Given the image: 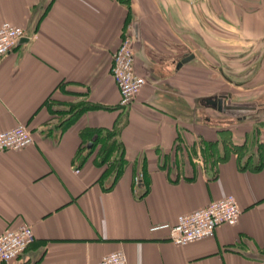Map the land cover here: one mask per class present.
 I'll use <instances>...</instances> for the list:
<instances>
[{
  "label": "crops",
  "instance_id": "0c3cea01",
  "mask_svg": "<svg viewBox=\"0 0 264 264\" xmlns=\"http://www.w3.org/2000/svg\"><path fill=\"white\" fill-rule=\"evenodd\" d=\"M4 22L26 36L0 57V132L21 123L34 142L0 151V235L36 237L0 264H264L262 116L204 115L240 92L264 109V0H0ZM127 33L146 83L123 107L109 66ZM106 130L119 146L99 165L85 154ZM228 195L241 215L212 238L152 230Z\"/></svg>",
  "mask_w": 264,
  "mask_h": 264
},
{
  "label": "built area",
  "instance_id": "2783aa9c",
  "mask_svg": "<svg viewBox=\"0 0 264 264\" xmlns=\"http://www.w3.org/2000/svg\"><path fill=\"white\" fill-rule=\"evenodd\" d=\"M25 36L24 29L10 22H4L0 26V57L10 53ZM119 43L112 54L109 70L120 96L119 104L128 107L136 100L138 92L144 87L146 81L133 68L132 33L123 35ZM33 142L31 129L21 123L13 130L0 132V151L26 148ZM140 178V175L135 178L134 185L139 183ZM236 203V198L228 195L201 209L180 214L173 225L163 223L158 227L154 226L152 230L168 229L169 240L174 246L188 245L204 238H212L218 226L222 224L230 226L237 223L241 210ZM35 237L32 228L25 224L18 226L15 230L6 229L0 235V260L6 262L18 259L32 247ZM126 260V255L117 250L89 264H126Z\"/></svg>",
  "mask_w": 264,
  "mask_h": 264
},
{
  "label": "rangeland",
  "instance_id": "374dc122",
  "mask_svg": "<svg viewBox=\"0 0 264 264\" xmlns=\"http://www.w3.org/2000/svg\"><path fill=\"white\" fill-rule=\"evenodd\" d=\"M190 1H194V0H190ZM241 96H242V93L240 92V94H237L234 97L233 102H234L235 106L236 107H238V106H243V107L246 106V107H249L248 104L246 105L244 103H240ZM204 115H205V117L207 119H213V121L215 123H219L220 122L222 124H225L226 121H229L231 119L236 120V118L238 116H246V117H249V116H252V115H256V116L259 115V116H262V123H261V126H259V124H256L255 125V129L254 130H256V132H255V136H253V137L254 138H257L258 135H259V133H261L260 130L258 129V127L259 128L261 127L262 132L264 130V122H263V119H264V109L254 108L250 112L249 111H246V110H238V111L227 110V111H225V113L211 111L210 112V115H206V113Z\"/></svg>",
  "mask_w": 264,
  "mask_h": 264
},
{
  "label": "trees",
  "instance_id": "16d2710c",
  "mask_svg": "<svg viewBox=\"0 0 264 264\" xmlns=\"http://www.w3.org/2000/svg\"><path fill=\"white\" fill-rule=\"evenodd\" d=\"M82 135V133H81ZM115 137H109V132H102L99 136H97L94 142L91 144V148H87V156L88 154H92L95 152L94 160L99 165L106 164L108 162L109 155L113 152V147L119 146V143L115 142ZM98 144V147L95 148V145ZM118 174V171H117Z\"/></svg>",
  "mask_w": 264,
  "mask_h": 264
},
{
  "label": "water",
  "instance_id": "95a60500",
  "mask_svg": "<svg viewBox=\"0 0 264 264\" xmlns=\"http://www.w3.org/2000/svg\"><path fill=\"white\" fill-rule=\"evenodd\" d=\"M194 56H192L191 54L186 56L185 58H183V60H181L177 66L180 67V65H182L184 62L193 59ZM204 104L207 106H212V107H217V109L220 112H225V110H233V111H238V110H248L246 109V107L243 106H238L235 107L233 105H226L225 103V96L224 97H217V98H211V99H204ZM87 147L90 148L91 147V143L87 144Z\"/></svg>",
  "mask_w": 264,
  "mask_h": 264
},
{
  "label": "flooded vegetation",
  "instance_id": "af4514ba",
  "mask_svg": "<svg viewBox=\"0 0 264 264\" xmlns=\"http://www.w3.org/2000/svg\"><path fill=\"white\" fill-rule=\"evenodd\" d=\"M225 103H226V99H225ZM226 105H232V104H227L226 103ZM236 107V106H235ZM216 110H217V112H220L218 109H217V107H214ZM225 111H227V110H225ZM220 113H225V112H220ZM241 118H243L242 116H238L237 118H236V120H233V119H231V120H233V121H238L239 119H241Z\"/></svg>",
  "mask_w": 264,
  "mask_h": 264
}]
</instances>
